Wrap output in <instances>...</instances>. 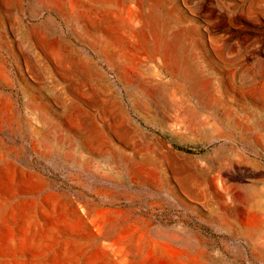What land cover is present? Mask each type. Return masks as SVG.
I'll return each mask as SVG.
<instances>
[{
  "label": "rangeland",
  "instance_id": "1",
  "mask_svg": "<svg viewBox=\"0 0 264 264\" xmlns=\"http://www.w3.org/2000/svg\"><path fill=\"white\" fill-rule=\"evenodd\" d=\"M169 19L203 78L137 109ZM0 264H264V0H0Z\"/></svg>",
  "mask_w": 264,
  "mask_h": 264
},
{
  "label": "bare ground",
  "instance_id": "2",
  "mask_svg": "<svg viewBox=\"0 0 264 264\" xmlns=\"http://www.w3.org/2000/svg\"><path fill=\"white\" fill-rule=\"evenodd\" d=\"M176 23H177L176 19H169V21L164 24V29L162 31H160L159 34H156L155 41L153 44L151 43L150 38H146L143 40V42H144L143 44H145L144 45L145 46L144 55L142 54L143 59H142V61H139L136 65H134V69L137 73V76H136L137 82L135 81L136 85L132 88L129 87L131 90L130 91L128 90L130 92V94L133 96V103L137 109L144 107L145 109H147L149 111V110H154V108H155L156 104H154V98H152V97L148 96V94H146L145 88L148 86L155 85V79H157L156 76L159 75V74H157V70L155 68L158 66V60L161 62L162 55L171 59L177 65V69L174 70L172 79L176 78V79H179L181 81L192 82L193 85L196 86L198 81H201V79L203 78L202 66H201L199 60L197 59V56L193 53V49H192L193 48L192 43H194L192 41L193 39H191L190 35H188L186 29H184V28L177 29ZM82 30H83V28H82ZM85 30L87 31L86 33L91 39H93L94 41H99L100 43L106 44L107 39H108L106 34L100 33V31L99 32H91L87 27H85ZM27 38L28 37H25L23 39V41ZM97 44H98V42H97ZM243 72H244V74L241 76L243 79V83L239 87L242 90L246 91V90H249L251 83L248 80L247 72H245V71H243ZM162 77L163 76L160 77V79H159L160 81H158L157 85L164 86V88H165L169 83L171 86L175 87L176 91H179L177 89V87L175 86V84H173V82H172L173 80L163 81V80H161ZM233 77H235V76H233ZM210 84H211V82H210ZM220 87L223 88L224 86L221 85ZM195 89L197 90V87H195ZM173 94H174V92H173ZM169 98H168V100H171ZM173 102H174V100H173ZM224 106H225V104H224ZM224 106H222V107H224ZM173 108H171V109H173ZM253 110L249 111L250 115L251 116L253 115L255 120H259L263 115H259L256 112H254ZM196 114L194 116H195V118H198V121H197L198 126L199 125L201 126V130L205 129V127H204L205 125H204L203 120L201 118H199L200 117L199 114H197V115ZM223 114H224V118H227L229 121L233 119L232 120L233 123L231 124V127L235 130L238 129L239 127L243 128V129H247V128H250L252 126V124L249 123L248 120L236 118L234 112L231 110L230 111L224 110Z\"/></svg>",
  "mask_w": 264,
  "mask_h": 264
}]
</instances>
